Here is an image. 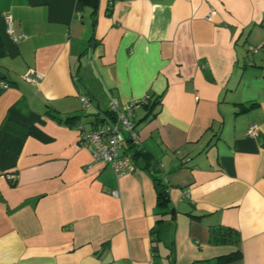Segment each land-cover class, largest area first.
Returning <instances> with one entry per match:
<instances>
[{
	"label": "crops",
	"instance_id": "1",
	"mask_svg": "<svg viewBox=\"0 0 264 264\" xmlns=\"http://www.w3.org/2000/svg\"><path fill=\"white\" fill-rule=\"evenodd\" d=\"M0 46V264H264V0H0ZM146 94L117 178L76 125Z\"/></svg>",
	"mask_w": 264,
	"mask_h": 264
},
{
	"label": "built area",
	"instance_id": "2",
	"mask_svg": "<svg viewBox=\"0 0 264 264\" xmlns=\"http://www.w3.org/2000/svg\"><path fill=\"white\" fill-rule=\"evenodd\" d=\"M214 13L211 9L209 14ZM8 32L14 42L25 39L26 34H15L11 28L10 18H7ZM22 80L38 84L43 75L35 69H28L21 75ZM74 79H76L74 77ZM10 84L0 81L1 88H7ZM80 101L86 109L91 105V99L86 95H80ZM150 95L146 94L141 98L128 102H121L115 97H111L108 104V114H104L90 127L86 128L82 124L76 125L78 138L76 146L87 149L96 161H101L110 166L114 175L119 178L127 174H136L140 171V166L133 157V148L139 146V137L135 130V108L148 104ZM257 132L255 124H251L247 129L249 136H254ZM5 177L9 181H14L16 176L13 172H8ZM111 194L117 196V190H112Z\"/></svg>",
	"mask_w": 264,
	"mask_h": 264
},
{
	"label": "trees",
	"instance_id": "3",
	"mask_svg": "<svg viewBox=\"0 0 264 264\" xmlns=\"http://www.w3.org/2000/svg\"><path fill=\"white\" fill-rule=\"evenodd\" d=\"M157 100H158V98L152 99L151 96H150V101L148 102V104L143 105V106L152 107L154 104L157 103ZM104 114H108L109 115L108 108H107V110H105ZM75 117L76 116L67 117V118L64 119V122L65 123L71 122V121H73V119H75ZM102 117H98L97 116L96 119H94L92 125L95 122H97L98 119H101ZM133 157H134V159L136 161L138 160V158H142L143 160H145L146 169H149V171L152 172V170L154 169L153 163H154L155 160H153V158L149 157L144 151L139 149V146H135L133 148ZM9 182L13 183V181H9ZM155 183H157V185L159 186V190H157V206L158 207L172 209V208H170V205H169L170 198H169V192H168L167 183L164 182V180H162V179H155ZM222 238L224 239V237H222ZM241 256H242V253H241L240 249H237L234 252H231L229 254H224V255L215 257L213 259L205 260V262L207 264H223V263H227V262L239 259Z\"/></svg>",
	"mask_w": 264,
	"mask_h": 264
},
{
	"label": "water",
	"instance_id": "4",
	"mask_svg": "<svg viewBox=\"0 0 264 264\" xmlns=\"http://www.w3.org/2000/svg\"><path fill=\"white\" fill-rule=\"evenodd\" d=\"M156 166H157V162H154L153 167H156ZM159 172H160V169L154 170V173H159ZM155 187H156V190H159V186L157 185V183H155Z\"/></svg>",
	"mask_w": 264,
	"mask_h": 264
}]
</instances>
